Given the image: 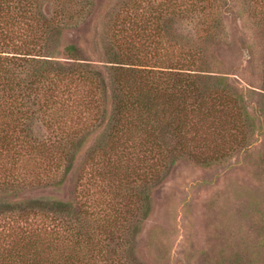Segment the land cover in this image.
Returning a JSON list of instances; mask_svg holds the SVG:
<instances>
[{
  "label": "trees",
  "instance_id": "16d2710c",
  "mask_svg": "<svg viewBox=\"0 0 264 264\" xmlns=\"http://www.w3.org/2000/svg\"><path fill=\"white\" fill-rule=\"evenodd\" d=\"M93 6L94 0H0V213H9L0 223V264H114L109 256L115 238L111 229L118 221L114 213L103 212L99 218L84 210L80 199L76 210L70 191L31 197L28 206L21 202L20 207L10 206L5 194L10 186L41 184L51 177L54 186L64 184L74 152L88 138L85 126L90 118H99L103 129L87 151L95 146L109 159L112 150L120 149L114 161L121 171L136 155L132 173L137 181L143 179V168H149V177L157 176L155 167L175 158L176 138L187 135L194 121L203 123L217 110L237 104L230 123L240 143L244 122L251 123L245 95L231 90L224 75L210 71L209 52L216 36L211 32L214 25L206 20V33L194 42L183 39L187 47L183 43L181 50L173 49L172 37L167 36L169 49L176 53H168V63L162 65L142 64L141 55L120 33H112L106 73L81 56L75 44L63 49L68 64L55 62L48 51L55 23L90 15ZM159 101L160 109L153 111ZM129 150L133 154L126 158ZM6 173L11 179H4ZM106 174L111 179L107 170ZM80 180L82 175L75 184ZM141 192L135 193L138 202H143ZM125 244L121 239L123 251ZM125 259L119 252L117 263Z\"/></svg>",
  "mask_w": 264,
  "mask_h": 264
},
{
  "label": "rangeland",
  "instance_id": "374dc122",
  "mask_svg": "<svg viewBox=\"0 0 264 264\" xmlns=\"http://www.w3.org/2000/svg\"><path fill=\"white\" fill-rule=\"evenodd\" d=\"M92 9L90 15L55 23L48 41L55 62L68 64L63 49L75 44L81 56L106 73L112 33H120L141 55L142 64L162 65L168 63V53H176L172 48L181 50L183 39L194 42L206 33L203 20L213 24L210 71L224 75L231 90L245 95L252 120L244 122V142L233 137L237 129L232 130L230 116L239 107L230 103L203 123L189 124L187 135L176 138L179 144L172 142L178 150L175 158L158 164L157 176L149 177V168L141 166L147 168L137 181L132 173L136 155L121 171L114 161L120 149L112 150L109 159L95 146L87 151L103 129L99 118H90L88 138L74 152L68 180L61 186L52 184L53 177L41 184L7 185L9 205L28 206V198L70 191L76 210L80 199L83 209L99 218L103 212L114 213L118 221L109 244L114 264H119V252L127 256L124 264H264V0H94ZM167 36L172 37L171 49ZM131 154L129 150L126 158ZM78 175L82 180L77 185ZM140 190L143 202L136 200ZM8 214L0 213V223Z\"/></svg>",
  "mask_w": 264,
  "mask_h": 264
}]
</instances>
